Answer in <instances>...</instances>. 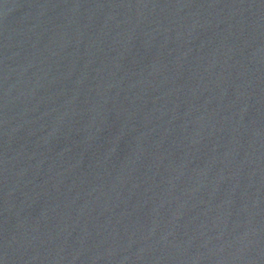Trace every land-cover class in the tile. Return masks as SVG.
<instances>
[{
  "label": "water",
  "instance_id": "95a60500",
  "mask_svg": "<svg viewBox=\"0 0 264 264\" xmlns=\"http://www.w3.org/2000/svg\"><path fill=\"white\" fill-rule=\"evenodd\" d=\"M0 264H264V0H0Z\"/></svg>",
  "mask_w": 264,
  "mask_h": 264
}]
</instances>
